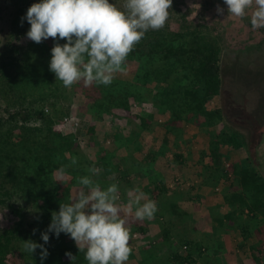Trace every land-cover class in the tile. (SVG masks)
Returning <instances> with one entry per match:
<instances>
[{"label": "trees", "instance_id": "trees-1", "mask_svg": "<svg viewBox=\"0 0 264 264\" xmlns=\"http://www.w3.org/2000/svg\"><path fill=\"white\" fill-rule=\"evenodd\" d=\"M8 1L15 5L22 3L23 7H19L15 14L17 24L12 26L11 40L0 50V99L6 106L4 112L8 114L7 119L0 116V209L7 207L16 217L11 226L0 227V264H87L85 252L79 251L73 242L68 243L62 236L57 238L54 233H48L49 242L44 244L41 234L46 232L49 226L45 229L36 227L33 234L24 225V207L19 203L20 198L34 205L41 203L39 207L44 210L45 217L51 219L52 210H57L58 213L61 203L72 202L71 189L80 187L78 178L88 175L79 165V161H82L78 157L80 154L72 150L76 143L75 134L55 129L60 120L70 115V107L66 110L57 108L49 111L46 107L50 95L59 100L58 91L62 88V82L56 81L55 74L49 69L51 49L55 43L63 45L66 41H54L51 38L53 46H46L47 49L44 47V50L37 54L39 47H36L34 42L24 52L18 42L26 36L30 25L24 20L21 26V19L26 16L27 9L33 3H39L41 0ZM109 2L120 9L123 8L124 0ZM177 3L178 0H173L165 26L158 31L149 30L127 57L126 62L137 64L131 80L115 76L108 86L92 84L93 93H88L92 99V111L103 115L110 113L113 108L129 111L132 101L137 104L151 102L153 114L135 117L139 119V131L152 125L155 113L168 114L166 124L162 126L165 128L163 137L154 136L155 147L145 155L143 161H135L132 155H127L134 167L153 174L152 178H147L153 193V197L149 199L155 201L156 206L159 205V197L171 191L167 182L169 179L162 171L165 168L162 164H159L161 166L157 167L158 169L155 166L157 160L166 158L167 167L172 163L185 164L184 155L179 152L174 153L173 158H167V154L178 148V141L183 133L180 124L197 119L213 127L224 122V129L210 137L208 150L211 160L206 161L205 156L208 154L203 153L200 162L201 169H204L205 175L209 177V180H203L204 184L214 190V199L220 196V205L224 208L223 215L218 219L213 217L218 227L213 228L214 231L211 232L220 230L227 237L235 231L241 234L244 241H258L250 245V250L255 259L263 260L264 175L259 169L255 153H250L248 149L250 144L254 143L255 147L264 140V120L262 117L247 114L245 110L250 98L248 87L260 85V74L247 70L241 60L234 63L223 60L220 39L212 36L205 23H196L189 19L190 14L178 9ZM172 24L178 26L177 30L172 29ZM224 92L230 95L224 97ZM253 92L258 94L255 89ZM231 93H234V98H231ZM216 97H222L226 102L231 99V102L238 106V113L235 112L234 117L237 115L244 118L243 123L246 119H251V126L248 127L253 131V140H247L245 135L230 126V114H226L222 107L214 110L206 107V104ZM263 105L262 99L257 109L262 110ZM51 107L56 108L55 105ZM230 109L232 110V107ZM4 125L8 126L4 129ZM94 128L88 127V132L94 133ZM135 140L134 144L137 143ZM119 141L120 137L118 145ZM220 148L245 149L250 157L247 163L239 166L240 168L235 165L225 166L222 159L224 151ZM133 150L142 151L137 144ZM105 158L103 155L98 161L104 169L99 173V182L96 183L102 187L111 185L103 181L104 176H109L107 172L111 171L109 165L103 162ZM73 160L76 162L73 163ZM60 169L64 170L63 178L72 177L70 186L60 187L61 182L56 179V173ZM110 174L114 172L111 171ZM176 176L174 175V180ZM196 177H186V182H194ZM177 182L178 180L175 181L178 185ZM216 187L218 190H215ZM175 197L177 196L168 201L167 214L159 221L162 229L158 236H153L149 223L141 225L137 221L133 222L130 233L131 238L132 235L135 237V241L131 246L134 248L130 257L136 258L137 243L142 241L149 245L151 250L155 249H144L142 255L156 259L159 253V264H220V259L217 258L220 247L213 246L212 234L196 229L197 219L190 209L183 208L180 200ZM170 214L175 219L171 218ZM182 229V233H177ZM155 238L160 240L161 251L158 250ZM28 240L44 245L48 252L47 258L41 261L39 248L33 254L20 249ZM66 252L72 253L75 258L70 260L65 255ZM136 264L142 263L139 261Z\"/></svg>", "mask_w": 264, "mask_h": 264}, {"label": "rangeland", "instance_id": "rangeland-1", "mask_svg": "<svg viewBox=\"0 0 264 264\" xmlns=\"http://www.w3.org/2000/svg\"><path fill=\"white\" fill-rule=\"evenodd\" d=\"M19 5H15L13 2H9L8 0H0V50H2L4 44L11 40L13 34L12 26L15 27V24H17V21H15V14L17 13V9L19 7H23L22 3H19ZM177 5L179 7L178 9H180L182 12H188L190 14L189 19L195 21L196 23H205V25L208 26L210 33H212V36L220 39L219 43L222 48L223 60H226V62L228 61L227 63H234V61L236 62L241 60V62H243L242 64L247 70L260 74V76H258L260 85H250L251 87H248L249 90L247 93L250 98L247 101L245 110L247 114L255 117H262V120H264V105L262 106V110L257 109L259 101L262 99L264 100V28H259L256 30L252 29V9L248 10L247 15L243 19H227V5L224 4L223 0H178ZM218 6L223 9L222 15L218 14L217 12ZM177 28L178 26L176 24H172L173 30H177ZM18 43L22 47L23 51L26 52L28 47H30V45L34 42L27 39L25 36L24 38H21ZM46 46H53V41L51 38L41 42L40 44H36V47H39L36 54L44 50V47L47 49L48 47ZM136 67L137 64L135 62H126V65L123 66V71L115 73L114 77L116 76L121 79L131 80ZM61 86L63 89L60 88L58 91L59 100H56L50 95L46 107L48 111L51 109L56 110L57 108H63L66 110L68 107H70V115L60 120L56 124L55 129L64 133L72 132L75 134L76 143L72 150L74 153L80 154L78 157L82 161H79V165L87 172V175L92 178L94 183L99 182V174L92 175L88 169L95 167L100 169V172L102 173L104 168L103 165L100 166L98 161L99 158L104 155L106 158L103 160V162L105 161L109 165L108 168H110L114 174L111 175V171H108L107 174L109 176H104L105 180L103 181H105L108 185L113 183L118 185L120 195V200L117 201L118 204L127 203V192L129 190L140 189L146 194L148 198L147 183H149V179L147 177L152 178L153 174H150V172L147 173L146 170H141L134 167V165L130 163L127 155H132L131 157H133L135 161L142 162L145 155L150 152L153 147H155L154 136L157 135L159 137H163L165 128H162V126L166 124L168 114L163 115L161 113H155L154 119L152 121L153 123L151 122L152 125L143 131H139V119L135 117L136 115H144L146 117L148 114H153L154 108L152 107L151 102L137 104L132 101L130 104L131 109L129 111L113 108L111 109L110 113H105L102 115L92 111V99L88 96V93H93V85L85 87L83 82H80L78 84H74L71 88H65L63 85ZM52 89L54 88L52 87ZM254 89L258 91V94H254ZM223 94H225L224 97L230 95L226 92ZM231 94V98H234V93ZM0 102V116L7 119L8 114L4 112L6 106L2 99H0ZM51 105H55L56 108L51 107ZM206 107L212 110L222 107L226 114H230V126L245 135L247 140L252 139L253 131L252 129H249L251 126L249 123L251 119L248 118L243 123L244 118L237 117V115L234 117V113H238V106L234 105V103L231 102V99L230 102H226L225 100H222V97L221 99L216 97L211 99L206 104ZM231 107L232 110L230 109ZM203 122L204 121L201 122V120L198 121L197 119L189 123L182 122L180 127L183 130V133L180 136L181 140L178 141V148H175L173 151L167 154V158H173L174 153H181L184 155L185 164L178 165L172 163L167 167V160L166 158H163L157 160L155 166L157 168L161 166L159 164H162V166L165 169L167 167L168 170L169 168L176 166L174 168V172L178 175L176 176L175 180L171 178V181L173 182L179 179L180 171L182 173L185 172L182 175L185 177V181L183 179H179L177 182L178 184L184 183L186 187V189L180 190V192H182V196H180V198L186 197L188 204L187 208L190 209L192 215H194V218L197 219L196 229H199L200 232L203 233H207L209 231L212 234L211 238L214 239L213 246L216 245V247H220V252L217 255L218 257L216 256L220 259V264H264V259H255L253 257L252 251L250 250V245L258 243V241H253L252 239H247L244 241V238L241 236V234L235 231H232L231 235H227V237L224 236V232L222 234L220 230L215 231V233L211 232L214 231L212 230L213 228L218 227L217 222H215L213 217L218 219L220 215H223L224 208L220 205L222 202L220 196H217L214 199V190L204 184L203 180H209V177L205 175L204 169H201L200 162L203 159V153L208 154L205 156L206 161L211 160L208 150L210 137L213 133L219 134L224 129V122L218 123L213 127H209L206 124H203ZM19 124L21 123L19 122ZM32 124L33 123H28V125ZM7 126L8 125H4V129ZM91 126L95 127L94 133L88 132V127ZM158 127L160 130H157ZM18 136L19 134L17 133L16 137ZM119 137L120 141L118 145L117 142ZM132 137H134L136 140ZM134 140L137 141V146L140 145V149H142V151L137 150L134 152L133 149L136 145L133 142ZM250 145L251 146L248 150L250 153H255V156L259 162V169L264 175V140L255 147L254 143ZM222 150L224 151L222 159L225 166L232 167L235 165L240 168L239 166H243L244 162L247 163L248 157H250L248 150L246 151L245 149ZM113 154L114 157H112ZM67 167L68 165H66L65 168ZM195 176H197L195 179L196 183L195 181L186 182V177L194 179ZM56 179L60 180V187H64L66 185L70 186L72 177L65 176V178L60 179L58 173H56ZM169 184H171V182ZM100 187L102 190L107 188V186L102 187L101 185ZM79 188L80 187H72V198ZM215 190H218V188L216 187ZM221 195H223V193H221ZM165 196L166 195H162L159 197L157 211L154 215V218L151 220L137 221L133 216L126 217L128 221L127 227H130V231L134 221L139 222L141 225L149 223L153 236H158L162 229V227L159 225V221L162 219L163 215L167 214L168 201L174 199V197L171 195H168L167 199ZM144 202L145 201H141V203ZM19 203L22 205V207H24V225L26 229H29L33 232L36 227L45 229L50 225L51 219L45 217L44 210L39 207L41 203L34 205V203H27L21 198L19 199ZM56 211L52 210L51 213ZM169 216L175 219V217L171 214ZM15 221L16 217L10 212L9 208L6 207L4 210L0 209V227H9L14 224ZM182 232L183 229L177 233ZM60 236H62L68 243L73 242L75 244L69 235L61 233ZM255 237L260 238V236ZM134 238L135 237L132 235L130 247L133 246V242L135 241ZM238 241H241V244H238ZM155 242L158 244L159 248L160 240L155 238ZM137 244L138 252L135 250L136 259L141 261L142 264H159V253L156 259L150 257L149 255L143 256L142 250H151V248L142 241L138 242ZM153 247L155 246H152V248ZM20 249L24 250L23 245L20 246ZM154 250L155 249H152L151 251ZM163 251L164 250H162V252Z\"/></svg>", "mask_w": 264, "mask_h": 264}, {"label": "clouds", "instance_id": "clouds-1", "mask_svg": "<svg viewBox=\"0 0 264 264\" xmlns=\"http://www.w3.org/2000/svg\"><path fill=\"white\" fill-rule=\"evenodd\" d=\"M173 0H124L123 8L109 0H41L33 3L21 19L30 29L27 39L40 44L52 38L65 40L51 49L49 69L65 88L83 82L108 86L114 74L123 71L129 54L149 31L162 29L169 18ZM227 19H243L249 9L253 30L264 28V0H223ZM218 14L223 9L217 7ZM76 161L73 160V163ZM92 175L101 171L89 168ZM64 170H58L60 179ZM80 188L71 203H61L59 212L51 214V223L41 234L44 244L49 234L58 238L69 235L79 251L85 252L87 264H127L132 253L131 233L126 217L137 221L151 220L157 211L155 201L140 189L127 192V203L120 200L118 185L102 190L90 176L78 178ZM141 201H145L141 203ZM36 230H33L35 234ZM25 251L33 254L41 249V261L47 258L44 245L24 242ZM65 255L73 260L72 253Z\"/></svg>", "mask_w": 264, "mask_h": 264}, {"label": "crops", "instance_id": "crops-1", "mask_svg": "<svg viewBox=\"0 0 264 264\" xmlns=\"http://www.w3.org/2000/svg\"><path fill=\"white\" fill-rule=\"evenodd\" d=\"M174 166H173V168L172 169H169L170 170V172H169V170L168 169H163L162 171L163 172H165V175H166V177H167V179H169V180H171V178H173L174 177V175H178V174H176L175 172H174ZM173 174V176H172V174ZM183 173H185V172H183ZM183 173L180 171V173H179V179H183L184 181H185V177L184 176H182L183 175ZM178 179V180H179ZM169 180H167V182L168 183H170V181ZM195 183H196V181H195ZM169 187H170V189H171V191L169 192V193H167V195H166V197L165 198H167V196L168 195H171V196H177V197H175V198H177V199H179L180 200V202H181V205H182V207L183 208H187L188 207V204H187V199H186V197L185 198H180V196H182V192H180V190H184V189H186V187H185V184L183 183V184H175V182H171V184H169ZM147 188H148V193H147V195H148V198L149 197H153V193H152V191H150V189L152 190V188H150V186H149V183H147ZM146 188V189H147ZM178 193V194H176L175 195V193ZM186 193V192H185ZM178 195H180L179 197H178ZM181 199H182V201H181ZM188 209V208H187ZM241 243V241H238V244H240ZM162 248H164L163 246H162ZM158 250L159 251H161V249L160 248H158ZM164 250V249H163ZM130 258V260H128V262H127V264H136V262H139V260L138 259H136V258H132V257H129Z\"/></svg>", "mask_w": 264, "mask_h": 264}]
</instances>
